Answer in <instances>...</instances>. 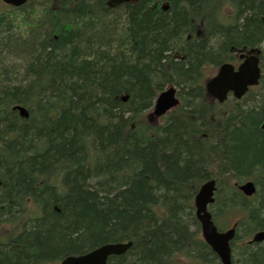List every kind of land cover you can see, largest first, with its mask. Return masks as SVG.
Returning a JSON list of instances; mask_svg holds the SVG:
<instances>
[{
	"label": "trees",
	"instance_id": "16d2710c",
	"mask_svg": "<svg viewBox=\"0 0 264 264\" xmlns=\"http://www.w3.org/2000/svg\"><path fill=\"white\" fill-rule=\"evenodd\" d=\"M106 2L0 11V264L129 242L109 264H217L190 229L192 200L214 179L215 223L244 210L243 234L264 228V71L257 95L226 109L205 94L204 68L264 45V0ZM170 85L180 105L155 120ZM248 181L254 202L235 186ZM235 264H264V249Z\"/></svg>",
	"mask_w": 264,
	"mask_h": 264
},
{
	"label": "water",
	"instance_id": "95a60500",
	"mask_svg": "<svg viewBox=\"0 0 264 264\" xmlns=\"http://www.w3.org/2000/svg\"><path fill=\"white\" fill-rule=\"evenodd\" d=\"M5 5L18 8L33 0H0ZM130 0H107L106 6L114 8ZM243 63L235 70L230 64H222L216 76L206 82L205 89L209 96L222 103L226 100L227 94L232 92L234 97L240 98L245 94L248 87L257 85L260 77L258 60L252 57H244ZM175 89L168 88L159 94L155 101L152 115L161 117L171 109L175 108L179 101L175 97ZM18 110L22 118H28V112L20 107H14ZM240 191L246 196H251L255 192L252 183H246L241 186ZM215 191V182H205L197 192L194 198V207L196 209V219L201 225L202 236L205 242L211 247L212 251L218 256L221 264H231L229 242L235 236V230L230 229L225 232H218L207 207L213 203V194ZM264 241V232L257 233L253 242ZM132 243L127 244H106L95 250L78 257H67L60 264H106L108 257L119 256L127 252Z\"/></svg>",
	"mask_w": 264,
	"mask_h": 264
},
{
	"label": "flooded vegetation",
	"instance_id": "af4514ba",
	"mask_svg": "<svg viewBox=\"0 0 264 264\" xmlns=\"http://www.w3.org/2000/svg\"><path fill=\"white\" fill-rule=\"evenodd\" d=\"M231 59L234 60V58H231ZM240 62L241 61H237V63H236V61H234V64L238 65ZM261 71H264V70H261ZM262 74L263 73H261V76H262ZM257 87L259 88V85ZM257 87H256V90H253V91L249 90L246 95L256 96L257 93H258ZM241 195L246 200H250L252 202H254V200L256 198V195H253L251 197H246L243 194H241ZM238 214H239V218H238L239 220L237 222V228H236L237 231H236V236H235V239H234V240H237V244H234L233 247H232L233 242L231 243V257H232L231 264H235V262L237 263L239 261V257L242 258L245 255H249V252H254L257 249H264V241L260 242V243H250L252 238H253V236L256 233H258V232H263L264 228L263 229H254L251 236L243 234L245 232V230L247 229L246 224H245L246 215L244 213V210H242V211L239 210ZM8 233H10V232H8ZM11 235L12 234H9V236H11ZM12 237H13V235H12ZM7 241L8 240H4L3 239V235H2L1 236V240H0V244L1 245L6 244ZM235 258H237V260ZM214 262H216L217 264H220V261L218 260V258H216Z\"/></svg>",
	"mask_w": 264,
	"mask_h": 264
},
{
	"label": "rangeland",
	"instance_id": "374dc122",
	"mask_svg": "<svg viewBox=\"0 0 264 264\" xmlns=\"http://www.w3.org/2000/svg\"><path fill=\"white\" fill-rule=\"evenodd\" d=\"M4 10V6L2 5V3L0 2V11L2 12ZM5 10L6 11H8V10H10V8L9 7H5ZM4 10V11H5ZM262 52V51H261ZM259 59H260V63H261V59L263 60V58H262V55H260L259 56ZM204 72H205V79H207V78H210V77H212L214 74H215V71L217 70V67H213V66H210V65H208V66H206L205 68H204ZM232 100H233V98H231L227 103H226V109H230V108H232ZM210 180H214V179H210ZM207 181H209V180H207ZM207 181H205V182H207ZM205 182H203V183H205ZM252 182V181H251ZM202 185V184H201ZM25 210H26V215H25V217H24V215H22L21 217H20V223H21V226L24 224V228H30V226L32 225V219L30 218L29 219V217L31 216H33L34 215V213H33V208H32V206H31V204H29L28 203V205H26L25 206ZM29 212H30V214H29ZM192 213L194 214V211H193V209H192ZM194 216V215H193ZM237 217H238V215H229V213H227L226 214V218L225 219H223V221L222 222H217L216 224H217V226L218 227H224L223 229L224 230H226V229H229L234 223H235V221L237 220ZM10 218L11 219H14V216H10ZM16 221H19V217L18 218H16ZM10 223V221L7 223V224H9ZM17 223V222H16ZM9 225H11V224H9ZM190 229L192 230V231H197V236L199 237V238H201V235H200V230H197V228L196 227H194V226H191L190 227ZM236 243V242H235ZM234 243V244H235ZM58 262L59 261H56V263H53V264H58ZM183 263H185V262H183ZM196 264H199V261H196L195 262Z\"/></svg>",
	"mask_w": 264,
	"mask_h": 264
},
{
	"label": "bare ground",
	"instance_id": "6f19581e",
	"mask_svg": "<svg viewBox=\"0 0 264 264\" xmlns=\"http://www.w3.org/2000/svg\"><path fill=\"white\" fill-rule=\"evenodd\" d=\"M256 51L255 49H251V50H249V51H246V50H243V53H242V55L243 56H248V55H250L251 53H252V51ZM252 57V56H251ZM257 60H258V64H260V59H259V56H254ZM245 95H243V96H241L240 98H236V97H233V99H235V100H241L243 97H244ZM15 107H20V108H23V107H21V106H15ZM14 108V107H13ZM24 109V108H23ZM14 111H17L18 112V114H19V111L18 110H14ZM20 116V115H19ZM21 117V116H20ZM209 181H214L215 182V180H209ZM208 182V181H207ZM250 183H252L253 185H254V183L253 182H251V181H249ZM215 185H216V182H215ZM202 186V185H201ZM200 186V187H201ZM200 187H199V189H200ZM198 189V190H199Z\"/></svg>",
	"mask_w": 264,
	"mask_h": 264
}]
</instances>
